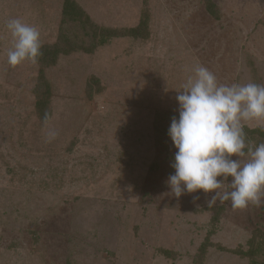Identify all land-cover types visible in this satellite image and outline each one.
Masks as SVG:
<instances>
[{
  "label": "rangeland",
  "instance_id": "rangeland-1",
  "mask_svg": "<svg viewBox=\"0 0 264 264\" xmlns=\"http://www.w3.org/2000/svg\"><path fill=\"white\" fill-rule=\"evenodd\" d=\"M76 1L110 28L138 25L146 7L148 31L13 68L6 22L21 18L53 44L64 0H0V264L263 263L264 204L208 207L214 192L177 198L167 180L176 88L194 65L220 83L264 85V0ZM68 25L72 40L91 45ZM42 68L59 132L51 143L36 109ZM251 239L254 253L242 255Z\"/></svg>",
  "mask_w": 264,
  "mask_h": 264
},
{
  "label": "clouds",
  "instance_id": "clouds-1",
  "mask_svg": "<svg viewBox=\"0 0 264 264\" xmlns=\"http://www.w3.org/2000/svg\"><path fill=\"white\" fill-rule=\"evenodd\" d=\"M6 28L12 38L8 64L15 68L25 62L38 63L43 56L40 29L21 18L9 19ZM189 72L181 87L176 88L179 118L172 117L168 130L178 149L172 164L175 173L167 180L171 193L179 198L185 192H214L206 200L208 207L228 201L234 210L262 206L264 143L250 145L244 128L248 121H257L264 128V85L220 83L212 71L199 63ZM50 119L45 112L46 143L59 135L50 126ZM244 157L248 158L242 160ZM226 182L231 190L225 189Z\"/></svg>",
  "mask_w": 264,
  "mask_h": 264
},
{
  "label": "trees",
  "instance_id": "trees-1",
  "mask_svg": "<svg viewBox=\"0 0 264 264\" xmlns=\"http://www.w3.org/2000/svg\"><path fill=\"white\" fill-rule=\"evenodd\" d=\"M208 9L210 12L216 14V8L210 2L208 4ZM63 25L61 26V33L57 41L53 44H44L41 51L43 56L39 60L44 63V65L54 64L60 54H69L71 50H84L86 52H92L94 50V45H106L112 38H120L125 36L138 37L145 34L148 31V20H149V10L144 7L140 15V22L138 25L130 28H110L99 26L95 21L91 19L89 14L77 3L76 0H64L63 3ZM73 26V28L80 27L83 33L91 36V45H85L84 42L74 41L70 38V34L67 27ZM74 34L78 35V30H73ZM145 32V33H144ZM84 40V38H82ZM73 41V42H71ZM90 88V87H89ZM49 85L45 77V71L42 68L39 74V81L36 86V109L38 116L43 119L45 112L51 113L48 110V98H49ZM244 131L247 134V141L251 144L258 146L260 143H264V129L261 127L250 128L245 126ZM210 236L207 237V242L201 245V253H204L208 243H210ZM255 244L251 239L249 242L248 250H242L241 254L245 256H251L254 253ZM257 249V246H256ZM253 264H264L258 261H253Z\"/></svg>",
  "mask_w": 264,
  "mask_h": 264
}]
</instances>
